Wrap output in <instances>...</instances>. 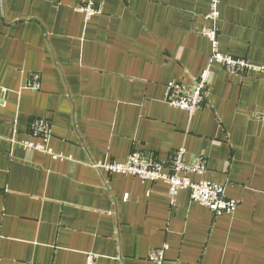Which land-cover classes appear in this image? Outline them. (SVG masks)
Listing matches in <instances>:
<instances>
[{
  "label": "crops",
  "instance_id": "crops-1",
  "mask_svg": "<svg viewBox=\"0 0 264 264\" xmlns=\"http://www.w3.org/2000/svg\"><path fill=\"white\" fill-rule=\"evenodd\" d=\"M0 0V264H264V74L219 64L202 108L165 102L210 62L202 34L211 0ZM220 50L264 65V0H220ZM34 73L40 88L26 87ZM37 119L51 124L35 138ZM43 144L51 153L25 146ZM184 147L224 185L234 213L215 214L188 190L109 173L139 149L167 162ZM126 196H128L126 198Z\"/></svg>",
  "mask_w": 264,
  "mask_h": 264
},
{
  "label": "built area",
  "instance_id": "built-area-1",
  "mask_svg": "<svg viewBox=\"0 0 264 264\" xmlns=\"http://www.w3.org/2000/svg\"><path fill=\"white\" fill-rule=\"evenodd\" d=\"M97 0H79L76 9L83 13L85 20L89 21L91 17L99 12ZM220 0H211V10L207 15L212 21L210 27L202 29V34L209 38L211 42L210 62L204 68L199 77H197L192 86H187L182 82H169L166 86L165 102L171 106L186 111L191 117L194 116L203 106L210 87L211 78L214 75V65L219 64L229 72L246 76L251 72L264 74V65L256 64L248 59H240L220 50L219 27ZM31 82L26 87L33 89L40 88V75L34 73ZM31 133L35 138H42L48 141L51 137V124L45 119H37L31 125ZM26 147L43 150L53 153L52 149L43 144L26 141ZM186 149L178 148L167 162L159 160L154 154L134 149L127 157L125 162H97L96 167H101L107 172L133 174L139 176L143 181H164L168 185V196L173 205L181 191L188 190L190 198L207 206L215 216L223 213H234L237 209V202L229 199L225 194L224 185L210 182L205 179L193 181L190 178L192 173L204 174L207 170L205 157L199 156L194 162L186 160ZM128 196H126L127 198ZM168 245L152 249L149 253V259L156 264H164ZM98 255L88 253L85 264H97Z\"/></svg>",
  "mask_w": 264,
  "mask_h": 264
}]
</instances>
